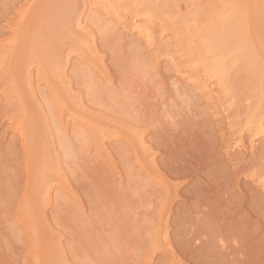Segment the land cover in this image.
Masks as SVG:
<instances>
[{"label": "rangeland", "instance_id": "1", "mask_svg": "<svg viewBox=\"0 0 264 264\" xmlns=\"http://www.w3.org/2000/svg\"><path fill=\"white\" fill-rule=\"evenodd\" d=\"M14 1L0 0V29L4 31L8 27L6 31L2 32L3 34L1 33L2 30L0 31V34L3 35L0 36L2 41H4L3 38L5 36L4 39L6 40L12 35V28L15 26L13 23L16 24L14 22L15 18H19V15L17 16V13H15L16 10L12 8L14 11H11ZM21 1L16 3V8L23 3ZM50 1L53 0H40L37 5L35 4L33 8L34 12L31 13L21 29L25 33L22 42L24 43L21 51L22 59H24L26 43L30 41L31 32L38 26L45 25L47 21L52 23L67 14L70 10L69 8H65V10H54L53 15L47 17L45 16L47 11L45 6L47 4L49 5L51 3ZM154 1L150 0L153 5L155 4ZM213 1L195 0L193 6L190 4L191 6L188 7L187 1L183 0L180 1L181 3L179 2L181 6L180 10L182 9L180 12L183 11L182 15H184V12H187L186 15L192 18L195 8L197 9L196 11L199 9V11L204 13L208 8H211L210 6L214 7L215 3L219 5V2H215L217 0ZM10 2L12 3L10 4ZM78 2L80 1L71 0L69 6L78 8L77 5L80 7V3ZM155 2L158 4L159 0ZM191 7H194L192 8L193 10H189ZM131 14L128 15V19H131ZM173 16L169 13H160L158 17L155 16V21L154 19L150 20V24L154 27L150 25L154 29V35L156 34V39L158 37L157 40L158 42L160 41L161 44H159L162 46L171 41L173 43L175 30L187 29L185 28L186 24L192 21V19L187 23L178 21L175 24L174 21L179 19ZM10 17L12 19H9ZM203 18L204 16L200 15L201 23ZM173 25L178 27L175 26L176 28H174ZM2 26L7 27L3 29ZM10 26L12 27L10 28ZM46 27L51 29L48 25ZM42 29L46 31L44 27ZM54 34L57 38H60L58 41L61 40L63 44L61 46H64L63 49L71 46L70 41L72 40L70 38H65L59 31ZM126 39L123 40L124 44L122 41L118 43L114 39L112 41V39L108 38L98 41V45L100 46L98 47L104 55L108 72L110 71L109 73L113 77L118 92H121L123 95H119L118 104L114 108L108 106L109 109H103L109 102L106 100L105 95L101 93L94 94V96H97L99 100L105 102L104 105L102 102L98 104L97 100L92 104L89 96L93 99L94 97L90 94L85 96V98H89L92 107L93 105L103 106L102 112L105 114L108 113L106 116L111 115L110 118L108 117L109 119L112 118V114H114L112 112L114 111L117 119L121 123L127 121L126 116L123 117V113L126 115L125 110L131 113V116L133 115L131 118L127 115L129 117L128 121H136L137 123L134 122L135 124H140V127L144 128L149 145L153 151H156V174L173 190L172 195L167 198L169 203H172V205H168L166 212V215H169L168 219L167 221L163 219V223H167L169 228L168 235L170 237H168L167 242L170 250L166 254L161 249L155 252V263L153 261L152 264H264V190L260 186L261 176L264 175L262 173L264 172V136L257 140L255 139L256 141L251 143V139L248 137L250 133L248 130L246 132V125L243 124L245 119L246 121L248 120L247 115H251L250 109L258 106L256 105L257 103L254 104L252 101L253 99L255 102H258V89L255 91L257 87L254 85V78L247 74L243 66L242 69L241 66L239 67L241 70H234V74L232 72L234 77L235 75H239L240 71L245 72L244 74L240 73L242 74L241 77L243 76L245 78L247 75L246 78L249 81L246 78L244 80L243 77H239L238 79L236 78L237 76L235 78L231 76V80L235 81L238 79V82H236L237 80L235 81V86L232 83V91H234L233 87H235L237 93L235 91L231 92L232 96L237 95H235L236 99L233 98L235 103L233 101L231 103V95L228 96L229 99L223 97L225 101L227 99L228 103L230 101L233 105H231L232 108L230 110H228L229 108L227 109L228 112L223 111V107L220 108V104H217L220 101L216 103L218 105L216 109L220 106L217 110L214 107V110L210 111L213 108L209 109V107H213V105H206V108L208 106L206 110L204 109L206 113L203 110L205 105H201L202 107L195 105L191 110H194L193 112L188 111L187 113L186 110L181 111L182 115L179 114L180 117L175 118L176 122H173L164 113L166 109L162 108L165 99L167 104L175 101L172 86L165 84L164 96L161 97L159 95L158 87L155 83L146 78L144 79V72L141 71L140 63L137 62L139 59L137 56H135L137 60L134 58L132 54L134 52L133 47L127 41L129 39ZM2 41L0 40V42ZM181 54L182 59L179 57L178 60H182L180 64L186 66L187 63H184L186 60L183 57V54L184 56L186 55L184 50L181 51ZM162 58L164 61L162 65L164 66L166 65V57L162 56ZM9 64L11 65V63ZM9 69V72L7 74L5 73L6 76L4 78L10 79L11 76L15 78V75H12L14 72H12L11 67ZM162 71L167 79L171 78L169 71L165 69ZM3 74L0 73V77L6 82L7 80L1 76ZM79 80L77 79L78 83L76 82V85L79 86L77 90L78 92H84L86 89L83 90L81 87V83L84 81L80 83ZM144 80L147 81L144 82ZM3 81L0 82L2 83ZM13 81L15 80L12 79L9 82L14 83ZM16 81L20 82L21 79L17 78ZM252 85H254V89ZM87 91L88 89L85 92L88 93ZM215 92L222 94L219 93L218 86H215ZM98 95L100 97L103 95L105 99H100ZM254 96H257L256 99H254ZM11 99L12 97L10 98L12 103L9 101L11 105L8 102L9 106L7 104V106L4 105V102L2 103L7 109L9 108V112L4 111L6 107L2 109L4 106L0 104V264H34L32 261L28 262L31 259L30 255L32 256V252H35L32 243L28 245V239L25 242L17 238L19 236L15 235L13 229L9 227V224H11L9 220L12 221L10 217H13L14 214H19L16 212L18 206H21V204L18 205L20 203L19 200L21 199L23 201L26 197L25 195L31 196L29 193L33 191L35 186L34 176L37 174L39 159L43 152L42 147L46 144V138L44 137L38 120L31 119L27 123L28 134L26 141L28 140V142H21L17 139L15 142L12 141L14 137H11L13 135L11 130L12 120H10V117H19V113L21 112L18 109L20 105L19 100L17 101L18 98L16 100L15 98L12 99L15 101ZM119 103L122 110L124 109V112L118 113L119 109L118 111L115 109ZM228 103L225 102V107H231ZM17 104L19 105L17 106ZM248 104H250L249 111ZM27 107L29 108L26 105ZM28 108L27 110H29ZM213 111H216L214 112L215 114L212 113ZM230 111L231 113H229ZM15 114L18 115L16 116ZM135 116L137 119L134 120L133 117ZM113 119L115 120V117ZM241 130L242 132H240ZM236 133L237 135L235 136ZM235 140L238 141V145L234 143L236 142ZM244 144H246V147ZM117 150L116 148L115 151L114 149L112 151V160L114 162L111 160L112 167L100 161H92L89 158L91 157L90 154L85 155L90 160H87L83 156L84 158H79L80 163L77 158H72L73 160L70 158V163H74L72 169L75 173H72L73 175L71 174V178L69 177L70 189L79 195V198L82 199L81 201L91 217L87 214L88 216H85V220H88L85 221L83 218H80L81 216H78L81 214L77 210L75 211L72 206L61 205L58 211L50 208V220L53 228L59 229V224L65 228L66 231L63 230L67 233H65L66 236L63 235L64 242L70 239L72 241L74 240L72 244L75 245L72 248L74 249L76 246L77 249L75 248V250L79 253L76 254V256L78 255L77 258L86 254L89 259L93 258L95 263L98 262L99 264H139L140 259L137 258L147 253L146 247H148L147 243L149 242V231L152 229L151 223L155 221V224L159 220L158 211L161 201L159 202L158 197L161 199L162 195H159L162 193L153 190L152 185H147V188L146 185L142 187V181H140L142 183L141 186L139 185L140 183L138 184L139 186L137 184L135 186V183L139 179L137 180V177L135 178L130 175L131 168H129L131 167L129 164L133 162L134 156H132V152L130 151L128 153L131 157H129L128 153L122 152L121 150V152L119 150L118 152ZM119 175L124 176L122 177L123 182L126 180L124 184L122 183L123 186H119ZM258 177L260 180H258ZM128 179L129 182H127ZM131 183H134V185ZM172 185L174 187L176 186V189ZM27 189L29 192L25 194ZM154 189L156 188L154 187ZM174 190L176 191L175 194ZM26 198L28 199V197ZM163 201L165 202L166 200L163 199ZM20 211L18 210L22 215L23 211L21 209ZM21 215L19 216L21 217ZM82 217L84 216L82 215ZM23 239L25 238L23 237ZM52 241V237L48 236L46 242L49 244ZM51 251L47 249L41 252L43 253L42 259L44 258L42 260L43 263L47 264L49 262L55 264L56 256L52 255L50 253ZM74 252L77 253L76 251ZM73 253L71 254L74 256L75 254ZM77 258L75 257L70 260L72 262V260ZM83 258L87 259L86 257ZM81 259L80 257L75 262ZM53 261L54 263H52ZM141 261L143 260L141 259Z\"/></svg>", "mask_w": 264, "mask_h": 264}, {"label": "bare ground", "instance_id": "2", "mask_svg": "<svg viewBox=\"0 0 264 264\" xmlns=\"http://www.w3.org/2000/svg\"><path fill=\"white\" fill-rule=\"evenodd\" d=\"M20 1L21 0H15L11 7V9L13 8L17 11H15L17 16L19 15L18 19L17 17L15 18L14 22H16V24L13 23L15 26L12 24L14 27L12 28V35L9 34L10 37H7L8 39L6 40L4 39L6 36L4 38L1 37L4 41L0 39L2 41L0 42V73H4L1 76L4 78L7 72H9L10 67L12 72H14L12 75H15V78H13L14 76H11V78L8 76L11 80L4 78L7 80L6 82L0 77V81H3L2 83L0 82V104L4 102V105H8L11 97L12 99L15 98V100L18 98L17 101L19 100L20 102H17L20 104H17L21 112L19 113V117L12 115V118L10 117V120H12L11 130L13 135L11 137H14L12 141H26L28 134L27 123L32 119L38 120L44 137L46 138V144L42 147L43 152L39 159V167L37 168L36 176H34L35 186L33 191L30 192L31 194L29 193L31 196L25 195L26 192H29L27 189L24 195L28 197V199L25 197L23 201L20 199L22 202L20 200V203L18 202V205L21 204V206H18V210L20 211L21 209L23 211L22 215L20 214L21 211L18 212L17 209V211L14 210L19 214H14L13 217L9 216L12 219V221L9 220V223H11L9 227L13 229L15 235L19 236L15 237L25 242L28 239V245L32 243L35 252H32L33 257L30 255V260L27 258L29 260L28 262L32 261L34 264H45L42 262L44 258L42 259L43 253L41 252L50 249L54 254L52 251L50 253L57 258V260L55 258V264H99L98 262L95 263L93 258L89 259L86 254H84V256L80 254L81 256H79L82 259L75 262L80 259V257L77 258L78 255L76 256V254H79L77 250H75L76 246L74 249L72 248L75 245L72 244L74 240L72 241V239H70L64 242L63 235L67 232H65V228L60 224L58 225L60 227L59 229L53 228L49 210L50 208H54L55 211H58L61 205H67L70 207L72 206L75 211L77 210L81 215L76 214V212L75 214L81 216V219L83 218L85 220V216L88 214L87 209L81 201L82 199L70 189L69 179L75 174L72 169L74 163L73 161H71L73 164L70 163V158H77L80 163L81 161L79 158H82L86 154H90L91 157L89 158H91L92 161H100L112 167L113 149L115 151L117 148L119 151L121 150L125 153L130 151L132 152V156H134V159L132 158L133 162L129 164L131 167L128 166L131 168L130 175L135 178L137 177V180L139 179L138 181L135 179L137 181H135V186L136 184L137 186H141L142 183L140 181H142V187L146 185L147 188V185H152L153 190L162 193L159 195H162L161 199L158 197L159 202L161 201L159 204L161 205L157 204L160 209H162L158 211L159 222L157 221L155 224V221L152 222L153 226L151 223L152 229L150 228L151 230L149 231V242L147 243L148 247H146L147 253L137 258L140 259L139 264H152L155 259V252L161 249L166 254V252L170 250L167 242L168 237H170L168 235L169 228L167 223V226L165 222L163 223V219H166L165 221L168 219L169 215H166V212L170 203L167 198L172 195L173 190L156 174V151H153L152 147L149 145V140H147L148 138L146 137L144 128L140 127L139 123V125L135 124L137 122L134 120L137 119V117L135 116L133 117L134 120L132 119L135 123L131 120L128 121V118H131L133 115L131 116V113L125 110L126 115L123 113V117L126 116L129 123L125 124L127 121L121 123L119 119H117L115 111L112 112L115 115L112 114V118L109 119L111 115L109 114V116H106L108 113L106 112L107 114H105L102 112L103 106H91L96 100L98 104L102 102L97 96H94V94L97 95V93L104 94L105 98H107L106 100L109 102L103 109H109L108 106L114 108L115 105L118 104L119 95L123 96L121 92H118L113 77L109 73L110 71L108 72L107 65L105 64L106 61L102 51L100 52L98 41L108 38L112 39V41L114 39V41L118 43L121 41L123 43V40L126 38L129 39L126 40L133 47L136 54L135 55L134 52L132 53L134 58L137 56L139 59L137 62L140 63L141 71L144 72V79L146 78L155 83L161 97L164 96V85L170 84L172 86L175 101L173 103L171 101V104H167L165 99L162 108L166 109V112L163 110L164 113H166V116L173 122H176L175 118L180 117L179 114H181V111L186 110L188 113L195 105L200 107H202L201 105H205L203 110H206L208 108V106L206 108V105L211 104L210 106L213 105V107H209V109H213L210 111L214 110V107L215 110H217L221 106L220 108L223 107V111L228 112L233 106L231 103L235 101L233 98L236 99L235 95H237H231V92L235 91L237 93L235 87H233L234 91H232V83L235 86V81L237 80L236 82H238L239 77H243H241L242 74H240L243 73V71H240L239 75H235V77L237 76L236 78H238L235 81L231 80V76L234 77V70H239L240 66L242 69L243 66L247 74L254 78V80H252L257 87L255 91L258 89V94L256 93L258 102L252 99L253 103H257L256 105L258 106H254L255 109L254 107L250 109V104H248V111L250 109L251 113H249L251 115L249 116L245 113L248 120L246 121L245 119L243 123L246 125V127L243 125L246 128V132L248 130L250 133L248 136L251 139L250 142L254 143L257 139L264 136V0H214L215 2H219V5L215 3L214 7L210 6L211 8H208L204 13L199 11V9L196 11L197 9L195 8L192 18L186 15L187 12H184V15H182L183 11L180 12L182 10H180V1L183 0H159L158 4H156L155 1L157 0H155L154 3L156 5H153L150 0H79L80 2L78 3H80V7L77 5L78 8L69 6L71 0H53L50 1L51 3H49V5L47 4V6H45L47 10L45 16L48 17L49 15H53L54 10H65V8H69L70 10L67 14L61 16L52 23L47 21L45 25H40L31 32L30 41L26 43L24 59H22L21 51L24 44L22 43L23 35L25 33H23L21 29L27 22L31 13L34 12V5H37L40 0H22L21 3H23L16 8V3ZM186 1L189 5L188 7H190L191 5L193 6L195 0ZM11 3L12 2H10V4ZM192 8L194 7L189 8V10ZM13 9L11 10L12 12L14 11ZM129 12L133 14L130 16L131 19H128ZM160 13H169L170 15H174L173 17H177L179 20H175V24L178 23V21L187 23L192 19L191 22L186 24L185 28L187 29L175 30V39L173 43L171 41L163 46L160 45V41L158 42V37L156 39V34L154 35V29H152L153 25L150 24V20L154 19L155 21V16L158 17ZM200 15L204 16L202 23L200 21ZM9 19L12 18L10 17ZM46 25L50 26L51 29H48ZM12 26H10V28ZM175 26L174 28L178 27ZM6 27L7 26H4L3 29ZM42 27H44L46 31L43 29L41 30ZM6 29L4 31H6ZM1 30L2 29H0V31ZM4 31L2 30L1 33ZM57 31L61 32L62 36L64 35L65 38H70L72 40L70 41L71 46L69 44L70 47H68L70 49H63L64 46H61V40L58 41L60 38H57L54 34L57 33ZM0 36L3 35L0 34ZM183 50L184 53H186L185 56L183 54L186 60L183 61L185 64L187 63L186 66L180 64L182 61H180V59H182L181 51ZM162 56L166 57V65L164 66L162 65L164 63ZM137 57L135 58L136 60ZM179 57L180 59L178 60ZM9 63H11V65ZM164 69L170 72L171 78L167 79V77H165L162 73ZM17 78H20L21 81L17 82ZM245 78L243 77L244 80L247 79ZM12 79L15 80L13 81L14 83L9 82L12 81ZM77 79H80V83L84 81L81 83V87L83 90L88 89V93L85 92L86 90H84V92H78L77 89L79 86L76 85ZM145 81L147 80H144V82ZM254 85H252L253 89L255 88ZM215 86L219 87V93L226 96L217 94L218 91L215 92ZM89 94L94 97L93 99L89 96L92 104L89 98H85V96ZM230 95L232 96L230 97L232 100H230L231 103L230 101L228 103L227 99L225 101L223 97L229 99L228 96ZM98 96L100 97V95ZM256 97L254 99H256ZM101 98H103V95H101L100 99ZM218 101L220 102L217 103ZM225 102L232 106L225 107ZM104 103L105 102H102L103 105ZM216 103L220 104L217 109L216 107L218 105ZM26 105L29 106V108L27 107L29 110H27ZM8 109L6 107L4 111H8ZM115 109H117V111L119 109L120 112L118 111V113L124 112L120 103ZM214 112L216 111L212 113ZM229 113H231V111ZM113 115L115 120L113 119ZM171 124L173 125V123ZM231 127L233 126L231 125ZM240 132H242V130ZM238 141L240 140L238 139ZM238 141L234 143L238 145ZM26 142H28V140ZM241 143L243 144V142ZM244 145L246 147V144ZM81 152H83L82 155ZM129 157H131L130 154ZM85 158L87 159V156H85ZM89 158L87 160H90ZM119 176V186H121L126 180L123 182L122 177L124 176ZM131 176L129 177L133 178ZM263 176H261L262 178L259 176L261 180L259 177L258 180L261 181L260 186L264 190ZM129 179L127 182H129ZM131 184L134 185V183ZM154 187L157 190L154 189ZM174 188L176 189V186ZM175 193L176 191L174 194ZM163 199L166 201L162 202ZM170 205H172V203ZM19 215H21V217ZM82 215L84 217H82ZM89 217L91 216L89 215ZM48 236H51L53 240L51 243L49 242V244L46 242ZM23 237L25 239H23ZM70 247L71 250L73 249L77 253L73 250L71 252ZM71 253L75 254L74 256L77 258L72 260V262L70 259L75 257ZM141 259L143 261H141ZM52 263H54V261ZM47 264L51 263L48 262Z\"/></svg>", "mask_w": 264, "mask_h": 264}]
</instances>
